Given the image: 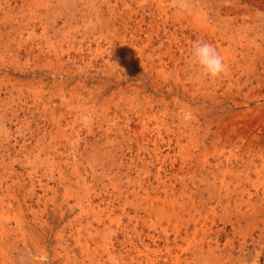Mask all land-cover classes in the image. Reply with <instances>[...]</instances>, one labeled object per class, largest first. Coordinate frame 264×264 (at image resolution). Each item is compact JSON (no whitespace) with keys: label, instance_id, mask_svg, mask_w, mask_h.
<instances>
[{"label":"rangeland","instance_id":"obj_1","mask_svg":"<svg viewBox=\"0 0 264 264\" xmlns=\"http://www.w3.org/2000/svg\"><path fill=\"white\" fill-rule=\"evenodd\" d=\"M0 264H264V0H0Z\"/></svg>","mask_w":264,"mask_h":264},{"label":"clouds","instance_id":"obj_2","mask_svg":"<svg viewBox=\"0 0 264 264\" xmlns=\"http://www.w3.org/2000/svg\"><path fill=\"white\" fill-rule=\"evenodd\" d=\"M192 66L209 79L220 78L228 70L224 57L208 42L197 40L192 45V55L189 57Z\"/></svg>","mask_w":264,"mask_h":264},{"label":"bare ground","instance_id":"obj_3","mask_svg":"<svg viewBox=\"0 0 264 264\" xmlns=\"http://www.w3.org/2000/svg\"><path fill=\"white\" fill-rule=\"evenodd\" d=\"M44 29V28H43ZM43 32V31H42ZM64 104H65V101H64ZM69 108H70V106H69ZM65 111V110H64ZM71 111V110H70ZM63 118V117H62ZM54 119V118H53ZM57 120V119H56ZM56 122V121H55ZM55 124V123H54ZM58 132L60 133V131H59V129H58ZM62 136V135H61ZM35 143H36V141H35ZM30 151V150H29ZM34 164V163H33ZM33 164H31V165H33ZM54 164V163H53ZM5 190V189H4ZM11 196V195H10ZM138 196V195H137ZM3 199V198H2ZM8 199V198H7ZM7 199H5V200H7ZM78 199V198H77ZM12 200V199H11ZM7 206V205H6ZM67 206V205H66ZM85 217V216H84ZM76 225V224H75ZM108 253V252H107ZM142 253V252H141ZM5 254V253H4ZM108 255V254H107ZM108 258V257H107ZM5 259V258H4Z\"/></svg>","mask_w":264,"mask_h":264}]
</instances>
